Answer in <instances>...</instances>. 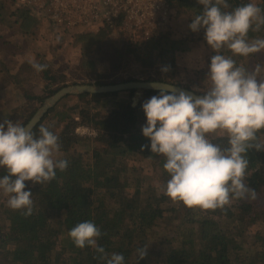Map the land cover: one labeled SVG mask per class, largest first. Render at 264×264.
Segmentation results:
<instances>
[{
	"label": "trees",
	"instance_id": "trees-1",
	"mask_svg": "<svg viewBox=\"0 0 264 264\" xmlns=\"http://www.w3.org/2000/svg\"><path fill=\"white\" fill-rule=\"evenodd\" d=\"M172 1L174 8L194 11V17L203 10L197 0ZM226 2L229 8L224 11L249 3ZM12 5L27 11L18 3ZM258 6L264 9V0ZM33 18L42 25L36 16ZM47 23L56 34L59 32L52 21L47 19ZM32 32H25V37L34 40L36 33ZM111 32L102 27L98 32L78 28L69 33L74 43L81 45L82 65L95 84L158 81L184 86L200 95L207 92L208 68L198 71L196 80L188 79L190 84L181 83L176 71L178 56L190 51L189 42L204 39L203 30L196 32L194 40L190 35L188 41L174 39L164 30L139 45H131L125 39L113 43ZM248 37L264 38V27L259 32L250 31ZM34 45L22 55L23 45L18 43L16 57L0 58L4 69L0 72V112H7L12 105L5 118L22 125L57 92L46 91L52 80L47 72H41L49 83L44 88L47 93L41 91L42 77L27 72L40 52ZM210 52L212 56L216 51ZM224 54L233 58L230 50ZM95 65L107 67L99 72ZM162 65H170L171 71L161 72ZM137 92L72 96L75 103L62 108L57 104L34 129L38 135L39 127L44 125L59 136V157L68 161V167L63 172L57 170L56 178L44 184L25 181V190L32 192L35 205L31 216L9 208L7 196L0 203V264H105L94 249L76 247L68 235L84 221H93L100 228L103 235L98 244L109 255L122 254L125 264H150L151 255L156 256L157 264H264V205L258 199L233 201L226 210L189 209L180 202L170 205L159 189L145 184L144 178L129 176L128 168L136 172V162L149 160L165 181L170 179L163 167L166 159L151 153V141L142 133L147 123L142 104L159 95V91L141 92L135 104ZM3 117L0 115V122ZM80 127L94 130L96 136L78 135ZM260 135L264 138V133ZM209 138L221 146L227 145L224 132L210 134ZM83 142L98 144L80 148L90 161H85L78 151L77 146ZM143 145L148 148L142 152ZM248 158L247 183L264 199V151L252 150ZM6 174L7 169L0 168V178ZM131 182H135L132 196L126 191ZM141 247H148L144 259L137 256L136 250Z\"/></svg>",
	"mask_w": 264,
	"mask_h": 264
},
{
	"label": "clouds",
	"instance_id": "clouds-1",
	"mask_svg": "<svg viewBox=\"0 0 264 264\" xmlns=\"http://www.w3.org/2000/svg\"><path fill=\"white\" fill-rule=\"evenodd\" d=\"M203 10L189 24L192 32L203 30L207 45L217 54L210 57L207 77L210 89L194 94L177 88L157 87L154 95L142 104L146 125L143 136L150 139L152 154L166 159L163 167L170 176L164 194L189 209L226 210L233 201H254L255 188L247 183L248 153L264 151V62L254 66L238 65L231 56L220 54L228 49L234 56L250 57L264 52V38L249 39L250 31L264 27V9L249 2L232 11L226 0H198ZM37 72L46 64L32 62ZM161 72L171 71L162 65ZM159 85H164L163 83ZM224 132L227 145L214 143L210 134ZM60 138L41 125L38 135L30 125L0 122V168L7 174L0 178V190L8 197V207L31 216L33 194L25 181L44 184L56 178L57 170L68 167L61 153ZM148 145H143V152ZM13 177H16L13 179ZM69 237L75 246L89 247L105 264H125L122 254H108L98 244L103 235L93 221L73 227ZM148 247L138 248L144 259Z\"/></svg>",
	"mask_w": 264,
	"mask_h": 264
},
{
	"label": "rangeland",
	"instance_id": "rangeland-1",
	"mask_svg": "<svg viewBox=\"0 0 264 264\" xmlns=\"http://www.w3.org/2000/svg\"><path fill=\"white\" fill-rule=\"evenodd\" d=\"M12 3H16L15 0H10ZM198 1V0H197ZM1 3H4L2 1ZM257 5H260L262 3V0H255L254 2ZM6 10V9H5ZM5 10L2 12V21L0 25V58H12V56L16 57L18 55V43H20L22 46V55L24 54V51L26 52L29 50L33 44H36L35 50L40 51L38 53V57L34 59V62L39 63V64H46L47 68L44 72H47V77H50V84L48 83V80L44 79L46 76H42L41 72H37L32 65L27 68V72L30 74L36 75L37 77H42L40 80V85H41V91H45V87L49 84V89L46 90L48 93L51 91H58L59 89L65 87V86H70V85H76V84H91L94 83L89 76V71L85 70V68L82 65V50H81V45L75 44L74 39L69 36V33H65L61 31L60 29H56L59 32L56 34L54 32L55 29L52 27L45 25V32H44V25L42 24L40 33L36 35L34 40L31 38H21L20 36L14 37L12 41H5L2 39H7L6 37H13L14 34H16L15 31H6V27L10 25L12 28L11 24H13L12 20L9 19L6 21L5 19ZM194 18V11L192 10H186L185 8H177L175 7L173 10V21H175L176 25H173V22L171 23L170 29H168L166 32L171 34L174 39H177L176 37H181V40H187L190 37L191 33L189 34L187 39H184V34H187V29L190 22H192ZM48 24V23H46ZM56 28V27H55ZM92 31L98 32L100 28H91ZM192 32V31H191ZM71 33V32H70ZM157 33V32H156ZM196 36H192L193 38L197 37L196 32H192ZM110 38L112 39V42L115 43L116 41H122L123 39L129 41L131 45H139L142 42L147 41V38L145 37H138L136 36V31H130V32H125V31H112L110 34ZM46 43V48H43L44 41ZM178 40V39H177ZM35 41V42H34ZM195 43H190L189 42V48L193 50H200L201 48L207 47L208 50H213L211 49L205 39L199 40V41H194ZM199 42H203L198 44ZM205 51V50H204ZM225 52L228 53V49H223L220 54H224ZM17 53V54H16ZM28 54V52H26ZM215 54H217L215 52ZM214 54V55H215ZM201 56H194L191 58H187L188 54H181L177 58V73H178V79L181 83H187L190 84L188 79H197L198 71L203 70L205 68H208V65L210 64V56H205L202 53H199ZM227 55V54H224ZM233 59L236 60L238 65H245V66H254L257 63H262L264 62V52L257 53L255 55H252L250 57H239V56H234ZM106 65H95V68L97 71L102 72L104 71ZM190 69V70H188ZM4 69L2 66H0V72H3ZM191 71V73H189ZM42 71V73H44ZM109 74V72H107ZM124 73V72H122ZM122 73H117L116 75H120ZM264 71L260 73V78L264 79V76L262 75ZM83 76V78H82ZM119 83V82H118ZM211 87V82L209 81L207 83V91ZM45 91V92H46ZM46 92V93H47ZM12 94H9L8 96H11ZM14 96V95H13ZM52 96V95H51ZM72 96H68L67 98L62 99L58 105L59 108H62L64 105H71L76 102V99L71 98ZM138 95L136 93L135 100L138 99ZM1 102V106L3 104V101ZM19 103V102H18ZM17 102L14 103V105H18ZM44 103V102H43ZM42 103V104H43ZM137 102H135L136 104ZM13 105V107H14ZM42 106V105H41ZM40 106V107H41ZM39 107V108H40ZM12 109V105L8 106V111L6 112H0V115L5 117L9 116V110ZM94 131V130H93ZM221 134V132H218ZM78 135L82 137H95L87 134H81L77 132ZM89 142H83L80 145L77 146L78 151L84 156L85 161H90L88 156H86L84 153V148L85 146L89 145L90 147H98L97 143H90L86 144ZM60 158V157H59ZM137 167L134 168L136 172H133L130 170L128 167V174L130 177H136L137 179H142L144 178L145 184L149 187H153L155 189H159L158 193L164 195L165 199L168 201L170 205L173 204V201L170 200L163 192H164V187L167 183L165 181L164 177H162L161 171L152 165V163L149 160L145 161H138L136 162ZM144 176V177H142ZM134 189H135V182H131V186L129 189H127L128 195L132 196L134 194ZM6 198V195L3 193V190H0V203ZM259 204L264 205V199L258 197ZM257 200H255L256 202ZM168 231V230H167ZM167 234V232H166ZM150 264H157V259L155 255H151L150 257Z\"/></svg>",
	"mask_w": 264,
	"mask_h": 264
},
{
	"label": "built area",
	"instance_id": "built-area-1",
	"mask_svg": "<svg viewBox=\"0 0 264 264\" xmlns=\"http://www.w3.org/2000/svg\"><path fill=\"white\" fill-rule=\"evenodd\" d=\"M28 9H41L47 19L61 30L108 27L111 31H136L149 39L156 32L170 29L172 0H16ZM254 2L255 0H240ZM77 132L95 136L88 127Z\"/></svg>",
	"mask_w": 264,
	"mask_h": 264
},
{
	"label": "water",
	"instance_id": "water-1",
	"mask_svg": "<svg viewBox=\"0 0 264 264\" xmlns=\"http://www.w3.org/2000/svg\"><path fill=\"white\" fill-rule=\"evenodd\" d=\"M163 83L164 85H159ZM154 85L157 87H170V88H177L184 91L193 92L194 91L187 89L184 86L170 84L166 82H158V81H131V82H122L116 84H109V85H97L95 83H87V84H76L65 86L59 89L55 94L47 98L42 106L37 110L35 115L31 118V120L26 124L32 126L33 130L40 124V122L44 119V117L64 98L68 96H78L83 94H111L117 92H125L136 90L137 95L140 97L141 92L143 91H158ZM137 102V99L135 100Z\"/></svg>",
	"mask_w": 264,
	"mask_h": 264
},
{
	"label": "crops",
	"instance_id": "crops-1",
	"mask_svg": "<svg viewBox=\"0 0 264 264\" xmlns=\"http://www.w3.org/2000/svg\"><path fill=\"white\" fill-rule=\"evenodd\" d=\"M2 1H4V3H1ZM16 1V0H15ZM13 3L10 1V0H0V23L2 21V12L5 10L6 14H5V19L6 21H8L9 19L12 20L13 24H11L12 28L10 27V25L8 27H6V31L7 32H10V31H15L16 32V35L17 37L20 36V39L21 38H28V36L25 37L24 33L27 32L29 34H31L32 31H34L36 33V35H38L40 33V29H41V26H40V23L35 19L33 18L34 16H36L38 18V20L40 22H42V24L44 25V32H45V25H47V18L45 17V15L42 13L41 9H28V8H25L27 11L25 10H20V9H16L13 5ZM16 4H17V1H16ZM174 10V8H173ZM30 12H32L33 14H31ZM26 13V16H23V14ZM30 14V15H29ZM33 17H32V16ZM172 22H173V25H176L175 21H173V15H172ZM171 22V23H172ZM3 25V24H2ZM0 25V27L2 26ZM34 26H36L34 28ZM188 26V25H187ZM105 26H103L104 28ZM189 27V26H188ZM58 28V27H57ZM102 28V27H100ZM60 29V28H58ZM78 29V28H76ZM75 29V30H76ZM91 29V28H89ZM189 29V28H188ZM187 29V34L185 33L183 36H184V39L186 38L187 39V36H188V32L189 30ZM61 30V29H60ZM61 31H64V30H61ZM67 32V31H65ZM33 33V32H32ZM67 33H70V32H67ZM15 35V37H16ZM7 39L9 40H6V39H2V40H5V41H12L14 38L13 37H9L7 36L6 37ZM31 38V37H29ZM178 40H181V37H176ZM44 41V45H43V48L45 49L46 48V44H45V40ZM200 43H203V42H199L198 44ZM204 44V43H203ZM206 48L207 47H204V48H201L200 47V50H193L190 49V51H188L186 54H188V57L187 58H191V57H194V56H201L199 55V53H202V54H206L205 56H210L211 55V52L210 50L206 51ZM205 50V51H204ZM44 72V71H43Z\"/></svg>",
	"mask_w": 264,
	"mask_h": 264
}]
</instances>
